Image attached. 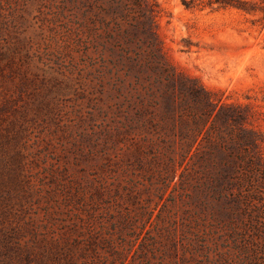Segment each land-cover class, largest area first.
Segmentation results:
<instances>
[{"label":"rangeland","instance_id":"1","mask_svg":"<svg viewBox=\"0 0 264 264\" xmlns=\"http://www.w3.org/2000/svg\"><path fill=\"white\" fill-rule=\"evenodd\" d=\"M156 1L158 33L170 64L198 78L216 100L248 106L253 125L264 134V14ZM66 22L65 0H0V236L6 239L4 233L14 229L13 237L22 243L32 239L40 250L49 236L33 238V230L47 232L52 218L83 217L92 224L85 237L102 243L112 234L123 257L135 254L132 264H164L159 251L146 261L135 243L147 238L154 248L162 247L171 221L160 219L180 208L169 204L156 224L158 197L147 198L148 175L137 169L134 157L129 176L139 181L143 195L116 196L111 190L117 165L110 160L115 155L110 86L80 72L76 63L82 57L72 54L76 43L69 42ZM145 207L153 209L154 219L146 226L138 218ZM123 217L137 219L142 228L125 226ZM225 244L223 223L206 217L191 263L223 264ZM10 247L1 242L0 264L18 257ZM101 252L112 258V250Z\"/></svg>","mask_w":264,"mask_h":264},{"label":"trees","instance_id":"2","mask_svg":"<svg viewBox=\"0 0 264 264\" xmlns=\"http://www.w3.org/2000/svg\"><path fill=\"white\" fill-rule=\"evenodd\" d=\"M183 3L264 14V4L254 7L247 0ZM65 9L68 39L76 43L72 54L82 57L76 66L91 81L110 86L115 145L110 160L117 165L111 190L116 196L143 195L139 181L129 176L134 157L137 169L148 175L147 198L158 197L156 224L169 204L180 208L160 219L171 221L162 247L141 238L135 252L143 249L146 261L159 251L167 259L164 264H192L200 225L208 217L223 223V264H264V134L253 125L250 108L216 100L198 78L170 64L158 33L156 0H65ZM146 207L138 217L145 226L154 221L153 209ZM68 220L52 218L47 232L33 230V238L49 236L40 250L32 239L22 243L13 237L16 230L6 231L0 246L11 243L18 257L1 263L96 264L97 259L100 264H132L135 254L123 257L111 232L98 243L85 237L86 226L92 229L90 219ZM121 221L142 228L137 219ZM121 239L130 254L129 241ZM102 248L112 250V258Z\"/></svg>","mask_w":264,"mask_h":264}]
</instances>
